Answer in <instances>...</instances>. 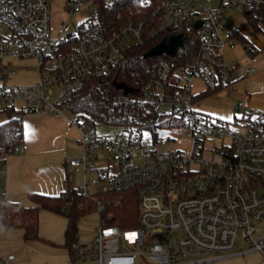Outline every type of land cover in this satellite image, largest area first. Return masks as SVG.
<instances>
[{"label": "built area", "instance_id": "2783aa9c", "mask_svg": "<svg viewBox=\"0 0 264 264\" xmlns=\"http://www.w3.org/2000/svg\"><path fill=\"white\" fill-rule=\"evenodd\" d=\"M232 6L254 13L264 0H220L216 7L205 0H0V114L10 110L20 119L37 111L60 115L86 80L110 73L148 41L192 32L199 39L187 65L167 58L144 65L135 95L144 104L142 120L125 126L128 134L98 136L91 119L69 118L80 130L81 154L67 163L82 171L76 190L97 214L91 242L74 244L86 264H188L185 258L231 250L238 235L247 245L239 253L259 250L264 258V116L244 94L238 118L210 117L195 107L190 89L193 77L206 88L230 82L229 70L205 61L202 49L234 48L237 26L222 24ZM28 58L36 80L5 84L16 69L12 60ZM169 128L182 131L187 148H160L176 140L158 133ZM22 151L18 145L11 153ZM124 191L138 205L137 225L127 229L109 223Z\"/></svg>", "mask_w": 264, "mask_h": 264}, {"label": "crops", "instance_id": "0c3cea01", "mask_svg": "<svg viewBox=\"0 0 264 264\" xmlns=\"http://www.w3.org/2000/svg\"><path fill=\"white\" fill-rule=\"evenodd\" d=\"M219 3L220 0H205L209 7H216ZM241 18L243 21L238 22ZM222 24H235L238 29L234 48L216 49L221 56L222 66L229 70V75L239 66L243 71L254 66V70L249 74H242L241 71V74L230 76L228 84H220L215 88H206L200 78L193 77L191 82H200V89L194 91L190 88L194 105L210 117L228 120L223 117L224 109L221 106L226 102L231 108L233 119L230 120L233 121L241 114L238 111L241 97L247 94L254 114L264 116V22L259 21L257 26H252L241 8L232 6L227 9ZM238 35L246 45L239 40ZM249 46L252 47V53L248 50ZM252 56L255 57L254 61L251 60ZM208 98L210 101L204 102ZM71 115L63 108L60 115L37 111L22 117L23 151L7 154L0 172L5 200L30 206V193L58 195L66 186L77 189L81 185L76 186L73 173L80 171L82 174V171L69 167L67 163V158L81 154V133L69 123ZM67 223L65 214L40 209L38 237L35 239H26L21 227L0 228V264H86V261L77 258L74 244L90 243L93 232L84 234L77 229L74 238L67 242ZM10 254L13 258L6 259Z\"/></svg>", "mask_w": 264, "mask_h": 264}, {"label": "trees", "instance_id": "16d2710c", "mask_svg": "<svg viewBox=\"0 0 264 264\" xmlns=\"http://www.w3.org/2000/svg\"><path fill=\"white\" fill-rule=\"evenodd\" d=\"M125 11L123 8L120 14L126 15ZM242 11L252 26H257L259 21L264 22V10L262 8L256 9L254 13L246 8H242ZM186 36L188 38L187 45L177 56L159 54L145 57L143 55L160 41V37L137 46L110 73L86 80L85 84L76 90L61 107L71 114L89 118L94 123H103L117 128L137 124L142 120L144 104L138 102L135 95L146 79L144 65L156 58H167L176 63L180 62L187 65L193 55L196 54L200 43L194 32L188 33ZM238 38L246 45L240 35ZM248 50L253 52L251 46L248 47ZM202 53L205 61L213 67L222 66L221 56L216 49L203 48ZM117 83L127 84L134 90L125 94L122 89L116 87ZM7 114L6 121L0 124V172L6 154H10L14 147L21 145L23 139L21 119L10 110L7 111ZM118 197L122 204L119 208L113 209L109 223L116 224L121 229L136 226L138 205L134 193L124 191L118 193ZM28 198L32 202L30 206L5 200L0 180V228L21 227L24 229L26 239H35L38 237L39 210L46 209L67 216L65 240L70 242L77 232L80 217L93 208L91 203L88 204L89 208H84L88 201L81 197L76 189L69 186H66L58 195L33 192L29 194Z\"/></svg>", "mask_w": 264, "mask_h": 264}, {"label": "rangeland", "instance_id": "374dc122", "mask_svg": "<svg viewBox=\"0 0 264 264\" xmlns=\"http://www.w3.org/2000/svg\"><path fill=\"white\" fill-rule=\"evenodd\" d=\"M241 21H243V18L238 20V22ZM12 64L16 66V69L14 71H9L8 77L4 80L5 84L24 85L33 83L36 80V65L35 61L32 58L13 59ZM241 71L243 74L244 71L242 68H240V66L238 68L235 67L232 70V74H230V76H236L238 73L241 74ZM176 74L182 77L184 75V72L176 70ZM191 88L194 91L200 89V82H198L197 80L191 82ZM237 88L241 87L237 86ZM208 101H210L209 98L204 102ZM199 104L201 103L199 102ZM221 106L224 109L223 117L225 119H228L227 121L233 119L231 108L228 107V104H226V102H223ZM6 119V115L0 114V124L6 121ZM95 128L98 136H103L104 134L112 130H119L124 134H128L130 132V128H117L103 123H95ZM158 133L162 135L176 136L175 141L170 140L165 145H160V148H171L173 146H179L183 148L188 147L189 142L182 136L181 130L169 128L158 131ZM143 138L147 142H152V135L148 130L143 131ZM90 176H92V174L87 172L86 178L90 179ZM73 180L75 181L76 186H79L80 184L82 185V174L80 173V171H75L73 173ZM78 225V230L80 233L91 234V232H93V230L97 227V214L92 211L86 213L83 217H80V219L78 220ZM246 246L247 245H245L244 242L241 241L240 236L238 235L235 240L234 248L229 251L213 252L208 255L199 254L185 258V261H187L188 264H264V258L259 250L251 249L246 250L244 253H238ZM196 259H202V261L193 262Z\"/></svg>", "mask_w": 264, "mask_h": 264}, {"label": "water", "instance_id": "95a60500", "mask_svg": "<svg viewBox=\"0 0 264 264\" xmlns=\"http://www.w3.org/2000/svg\"><path fill=\"white\" fill-rule=\"evenodd\" d=\"M196 24L198 25V22ZM187 41V37L183 36L181 33L165 34L159 42L148 49L143 55L145 57L159 54L177 56L184 50ZM116 87L122 89L125 94L133 92L134 90L131 86L124 83H117Z\"/></svg>", "mask_w": 264, "mask_h": 264}, {"label": "bare ground", "instance_id": "6f19581e", "mask_svg": "<svg viewBox=\"0 0 264 264\" xmlns=\"http://www.w3.org/2000/svg\"><path fill=\"white\" fill-rule=\"evenodd\" d=\"M4 171V170H3Z\"/></svg>", "mask_w": 264, "mask_h": 264}]
</instances>
